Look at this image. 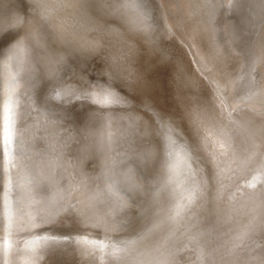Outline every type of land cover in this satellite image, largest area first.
Segmentation results:
<instances>
[{"label":"bare ground","instance_id":"bare-ground-1","mask_svg":"<svg viewBox=\"0 0 264 264\" xmlns=\"http://www.w3.org/2000/svg\"><path fill=\"white\" fill-rule=\"evenodd\" d=\"M221 1L0 0V264H261L264 0Z\"/></svg>","mask_w":264,"mask_h":264},{"label":"snow or ice","instance_id":"snow-or-ice-1","mask_svg":"<svg viewBox=\"0 0 264 264\" xmlns=\"http://www.w3.org/2000/svg\"><path fill=\"white\" fill-rule=\"evenodd\" d=\"M39 6V5H37ZM215 6V5H212ZM122 7L126 8V9H130L131 11H133L136 16L139 18L140 23L144 26L145 31H147L148 27H150L149 25H147L146 23V17L144 14V5L137 3L136 0H128V2H126L125 4L122 5ZM221 7H223V5H221ZM55 74L53 73V76ZM140 78L137 77L136 80H134L129 87H134L136 85H138L140 83ZM62 95H70V96H76L77 95V91L72 88L71 86H64L61 85L60 89L57 91L56 97L54 98H60ZM92 98L93 101L97 104H108V103H113V102H117V103H127V98L126 97H117L115 93L111 92V91H107L106 89H101L99 92H95L92 93ZM7 107V105H6ZM144 108L146 111H152L151 109V105L148 103H145ZM155 116H159L158 113H154ZM160 134V133H157ZM133 184V188L135 189L136 187H138V185L135 184V181H132ZM35 226V225H34ZM261 264H264V260L261 261Z\"/></svg>","mask_w":264,"mask_h":264},{"label":"water","instance_id":"water-1","mask_svg":"<svg viewBox=\"0 0 264 264\" xmlns=\"http://www.w3.org/2000/svg\"><path fill=\"white\" fill-rule=\"evenodd\" d=\"M222 1L220 0V3H221ZM222 4V3H221ZM189 71V74H190V77H191V80H192V82H191V84L192 85H195V80H194V77H193V73H192V71L191 70H188ZM223 80V82H225V80L224 79H222ZM226 84V83H225ZM184 86H185V88H190L191 86H190V84H188V83H184ZM190 101H191V103L193 104V102H192V100L190 99ZM183 105H186L187 106V110H189V111H191V109L190 108H193V106L194 105H190L189 104V102L187 101V99H185V101L183 102ZM213 232H214V230H213ZM214 239H215V233H214Z\"/></svg>","mask_w":264,"mask_h":264},{"label":"rangeland","instance_id":"rangeland-1","mask_svg":"<svg viewBox=\"0 0 264 264\" xmlns=\"http://www.w3.org/2000/svg\"><path fill=\"white\" fill-rule=\"evenodd\" d=\"M86 82V81H85ZM67 84L68 85H73V86H83L81 83H78V80L76 81L74 78H72V76H69L68 79H67ZM86 85H89V83L86 82ZM85 85V86H86Z\"/></svg>","mask_w":264,"mask_h":264}]
</instances>
